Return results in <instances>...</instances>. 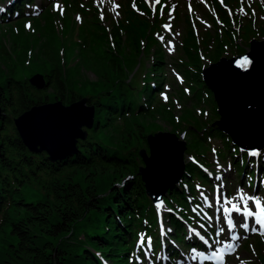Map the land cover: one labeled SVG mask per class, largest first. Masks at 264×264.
Here are the masks:
<instances>
[{"label":"trees","instance_id":"16d2710c","mask_svg":"<svg viewBox=\"0 0 264 264\" xmlns=\"http://www.w3.org/2000/svg\"><path fill=\"white\" fill-rule=\"evenodd\" d=\"M19 4L22 5L21 0ZM123 27L127 30L126 39L123 43L117 38L114 50L103 34L97 48L89 44L82 52V68L94 72L96 80L101 81L99 86L91 84V88L95 87L91 90L80 83L83 75L78 67L63 71L57 49H51V43L32 59L37 67L33 71L43 72L47 78L43 90H36L20 76L21 70L28 69L22 65L24 57L20 55L19 62H13L0 44V56L7 58V73L0 81V264H103L100 256L111 264H127L126 255L134 242L128 247L127 243L135 235V228L143 227L142 219L136 215L142 216L151 205L137 175L141 163L138 150L145 145L146 134L161 129L158 117L173 130L185 125L187 149L199 157L205 155L201 150L208 146V135L221 136L234 168L241 171L229 140L213 124L217 117L215 104L201 80L205 61L188 47L194 43L185 44L184 56L180 57L189 94L179 87V98L188 102L175 118L172 108L159 105L156 94L162 86L157 82L141 84L140 78L138 84L137 77L127 81L145 67L146 56L141 57L147 47L142 50L139 42L148 38L147 46L152 44L148 23L143 21L136 29L124 23ZM227 49L234 48L218 42L206 58L215 61ZM164 58L157 44L153 55L150 51L155 77L147 76L146 81L163 78L158 70L164 71ZM135 85L139 87L136 97H132L129 93H133ZM84 96L88 104L94 105L93 125L86 139L77 142L74 155L51 162L46 153L27 150L14 128L15 117L36 104H71ZM205 100L211 106L209 120L196 110ZM185 171L183 178L192 193L194 180L209 182L196 164L187 162ZM127 174L132 178L123 181ZM182 184L173 185L166 200L174 196L175 202H181L185 194ZM149 221L155 227V217ZM153 235L160 236L158 230Z\"/></svg>","mask_w":264,"mask_h":264},{"label":"water","instance_id":"95a60500","mask_svg":"<svg viewBox=\"0 0 264 264\" xmlns=\"http://www.w3.org/2000/svg\"><path fill=\"white\" fill-rule=\"evenodd\" d=\"M241 62L240 58H221L218 62L204 68L202 77L206 85L214 92L215 100L219 106L218 112L221 115L218 123L222 129H228L233 135L245 136L252 132L254 135H264V79L252 81L249 79V74H240L234 68L239 67ZM29 82L37 88L44 86L42 75H33ZM239 96H243L242 102H239ZM85 101L86 98H81L69 105H63L60 101L36 104L30 110L15 117L14 126L29 151H45L51 161L64 159L76 153L78 139H85L87 133L82 127L90 128L92 126L94 107L87 106ZM81 106L88 108L87 111H89L83 114L79 108ZM55 108H57L55 112L57 115H50L51 110ZM66 114L67 116H65ZM60 115L66 121H60L58 119ZM253 125L254 128L251 129ZM54 130L59 131L58 136L52 135ZM251 140L258 141L260 139L253 138ZM246 141L249 142L248 139L239 142L247 144ZM147 142L151 155L147 156L144 149L139 150V154L146 164V168L140 169V174L146 182L147 192L155 199L161 194L159 190L163 188L157 186L154 175L152 176L154 168L158 166L157 162L160 156L167 155L168 151L173 155L174 166H176L173 177L177 179L182 168L184 142L178 141L174 135L161 132L153 136L148 135ZM176 159L179 161L178 165Z\"/></svg>","mask_w":264,"mask_h":264},{"label":"rangeland","instance_id":"374dc122","mask_svg":"<svg viewBox=\"0 0 264 264\" xmlns=\"http://www.w3.org/2000/svg\"><path fill=\"white\" fill-rule=\"evenodd\" d=\"M109 0H96V2L97 3H99L100 5H101V15L104 17V16H107L108 14H112V16H113V18H118V19H120V16L116 13V11H115V4L114 5H111L110 4V2H108ZM148 1V3L150 4V5H152L151 4V0H147ZM188 4H192V5H196V2L197 3H199L200 4V7L201 8H195V11L198 13H201V12H203V9L204 8H206V3H207V0H185ZM80 2V0H65L64 2H63V7H64V9H65V14L61 17V22L62 23H64V25H67V21H68V13H69V11H74L75 9H76V5L78 4ZM233 2V0H229L227 3L228 4H230V3H232ZM156 10V9H155ZM163 10V4L161 5V7L158 9V14H157V16H156V18H154V16H153V19H157L158 21H161V20H164L165 19V17H166V15L165 14H162V11ZM209 12V11H208ZM255 13H256V11H255ZM153 14H155V12L153 13ZM35 18L36 17H30L29 19H26L25 20V26H29V27H34V25H35ZM203 18H204V15H203ZM101 22L98 20V19H96L94 16H92V17H90V18H87L86 20H85V24H88L90 27H91V29H92V32L94 33V34H96V33H99L100 32V28L98 27V25L100 24ZM182 25L183 24H180V25H176V27H175V29H174V32L172 33V34H170V35H168L166 38H165V40H163V41H160V44L161 43H163V51H164V55H165V58H164V63L163 64H167V65H170L169 63L172 61V60H174L176 57H178L180 54V52H182V48H181V32H182ZM203 27H209V26H207L206 24H203V25H200V28H203ZM149 28H150V30L152 31L151 32V36H152V34H153V32H154V30H155V28H156V24H153V23H151V24H149ZM160 36V38L161 37H163V35L162 34H160L159 35ZM150 40L154 43L153 44V46H152V49H154L155 48V46H156V42H155V40H154V37L152 36V37H150ZM169 42H171V43H169ZM192 42V41H191ZM47 43L50 45V43L52 44V46H50L51 47V49H56L55 48V45H56V41L54 40V39H49L48 41H47ZM59 43H61V44H64L65 45V41H60L59 40ZM10 45H8V47H9ZM169 48H171L172 50L171 51H169ZM193 48L195 49V47L193 46ZM151 49V46H147V51L145 52V54H144V56L143 57H141L142 59L143 58H145V56H146V58L143 60V63H145V60H147V61H149L150 60V51L152 50ZM174 62H176V60H174ZM166 67V66H165ZM150 68V65H148L147 66V69H149ZM140 69H144V67H141ZM80 70L83 72L82 73V75L84 76H82L81 77V80H80V83L83 85V86H88V90H91V89H93V88H95V87H93V88H91L92 87V85L91 84H93V85H96V86H99L100 84H101V81H97V80H95V75H94V73L91 71V70H89L88 68H87V70L86 69H83V68H80ZM7 73V58H2L1 56H0V81H1V78H2V76L3 75H5ZM20 73H24V74H26L27 72H26V70L25 71H21ZM138 78V76H133V80L135 79V78ZM87 78L88 79H90L89 81L87 80ZM84 79H85V81H84ZM178 91H179V88L176 90V97L177 98H179V95H178ZM170 92H171V90H169L168 88H167V85H166V90H165V92L163 93V95H161V98H162V100H164V97L166 96L167 98H168V100H169V97H168V95L170 94ZM132 97H136V93H132V94H130ZM182 102L183 103H185L184 105H187V101H185V99H183L182 100ZM164 101H162L159 105H162V106H164ZM183 105V106H184ZM80 108V111L83 113V114H85V113H87L88 111H87V109L88 108H85V107H79ZM205 112V110L203 109V113ZM53 114H55V113H51L50 115H53ZM55 115H57V113L55 114ZM54 115V116H55ZM80 115V114H79ZM58 119L60 120V121H66V120H64L63 119V117H62V115H60V117H58ZM165 129L166 130H169L170 129V126H165ZM212 140H213V138H212ZM218 146H215L214 147V150L217 152L218 151ZM224 162H225V160H224ZM222 166H224L223 164H222ZM218 167V166H217ZM178 170H179V168H178ZM240 189H243L245 192H247V193H250V194H254V195H256V196H258L256 193H253V189H248L247 187H241ZM236 193V192H235ZM235 193H233V195L235 194ZM226 196V195H225ZM262 196H264V194L262 195ZM231 197V196H230ZM244 238V234H243V232H241V233H239V242H238V244H237V250L235 251V253H233V254H230L229 256H230V260H237V259H240L243 255H247V258H249V259H251L254 263H258V259H257V257L259 258V257H262V255H259V256H257V252H253L254 250H248V252H245V251H243V250H241V248H240V242H241V240ZM252 238H244L243 239V245L244 246H250L251 244H252V241L255 243V245H261L263 242H262V240H261V238L260 237H258V236H256L253 240H251ZM221 246H218L217 248H220ZM189 256L191 257V258H197V257H199L202 253L201 252H193L192 250H190L189 251ZM202 260H208V262H212V263H216L217 264V262H215V259H210L209 258V256H208V253L206 252V258H204L203 256H201L199 259H197L196 260V264H198V263H200ZM191 264H194V263H191ZM205 264V263H204Z\"/></svg>","mask_w":264,"mask_h":264},{"label":"snow or ice","instance_id":"6c2138e0","mask_svg":"<svg viewBox=\"0 0 264 264\" xmlns=\"http://www.w3.org/2000/svg\"><path fill=\"white\" fill-rule=\"evenodd\" d=\"M157 3H159V0H156ZM103 19V16L101 17ZM161 40H163V37H161ZM171 43V42H169ZM172 49L169 48V51ZM163 95V94H162ZM167 99V97H164ZM215 151V150H213ZM251 155H257V153L253 152ZM199 187V186H198ZM201 198L203 200L204 205L208 206L209 208L212 207V204L209 201V198L204 195V193H201ZM216 204L220 205L219 208L216 209L217 212H222L223 214V223L227 225V230L231 232L233 229L236 228V222H234L233 219V213L239 214L242 216L243 222L239 224L240 228H243L245 231H248L249 229L252 232H256L259 230L262 236H264V198L260 196H256L254 194H250L245 192L243 189H238L237 192L231 196V197H225L223 196V193L221 192V196L216 199ZM158 209L160 208V205L157 206ZM193 213H203L202 218L206 219L211 223L212 217L208 215L207 212H204L203 208L199 204L196 205V207H193L192 209ZM168 211H172L171 209H168ZM253 221L251 224L249 221ZM199 224V228L203 229L205 225L203 223ZM257 225L259 226V229L257 228ZM190 231L199 238L200 241H202L204 244H209V240L205 238L204 235L201 234L200 231H198L195 227H191ZM222 233H225V228L221 227L215 231V236L220 237ZM230 239L232 241H236L239 239V237L235 234H232ZM145 237L143 235L140 236V239L138 243L141 246H144ZM216 243H221V241L217 240ZM148 247H151V238H148ZM235 245L234 244H227L224 243L222 247L215 248L210 255V259H216L218 256L222 257L223 253L226 251H234ZM193 252L196 251L195 248L192 249ZM195 258V257H194ZM217 264H223V259L217 260Z\"/></svg>","mask_w":264,"mask_h":264},{"label":"bare ground","instance_id":"6f19581e","mask_svg":"<svg viewBox=\"0 0 264 264\" xmlns=\"http://www.w3.org/2000/svg\"><path fill=\"white\" fill-rule=\"evenodd\" d=\"M252 48H253V49H251L252 52L250 54L246 55L245 56L246 58L249 57V56L250 57L257 56L262 51L261 50L262 48L260 47V45H253ZM254 49H256L257 51H253ZM257 62H259V61H257ZM254 68H256V67L254 66ZM254 68L252 69V71L254 70ZM252 71H250L249 68H247L246 66H243L241 68V72H246L244 74H249ZM242 97L243 96H239V102H242ZM51 111H52V113H55L57 111V108H55V109H53ZM66 113H68V112H66ZM65 116H67V114ZM52 135L53 136H58L59 135V131L58 130L52 131ZM245 136H248V135H245ZM245 136L242 137V138L249 139L250 147H259V144L262 141H264V135H255V136H257V137H255V139H260L258 141H253L249 137H245ZM176 161H177V165H178L179 161L177 159H176ZM150 162H151V160H150ZM174 163H175L174 162V157L169 151H168L167 155H161L160 156V158H159V160L157 162L158 166H156L154 168L153 172H152V174L155 173L159 177V179L156 181V184H157L158 187H161L162 185L166 184L168 181L171 180L172 176L176 172L175 171L176 170V166H174Z\"/></svg>","mask_w":264,"mask_h":264}]
</instances>
